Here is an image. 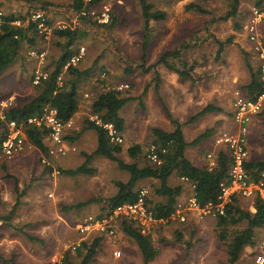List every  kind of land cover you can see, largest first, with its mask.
<instances>
[{"label":"rangeland","instance_id":"rangeland-1","mask_svg":"<svg viewBox=\"0 0 264 264\" xmlns=\"http://www.w3.org/2000/svg\"><path fill=\"white\" fill-rule=\"evenodd\" d=\"M147 1L155 10L165 11L167 18L164 21H150L144 65V22L140 4L136 0H99L88 8L100 14L107 6L111 14L109 24H101L92 17L80 19L68 8L73 0H0V12L3 15H18L16 17L34 11L44 3L62 5L60 9L48 6L50 10L55 9L50 13L55 20L53 27L65 26L75 30L76 26L79 33L71 50L76 52L80 47L86 49L79 66L85 67L82 71L91 72L82 76L77 83L82 117H77L74 128L65 135L68 145V141H71L68 138L80 133L78 144L82 140V146L68 145L72 152H76L71 156L68 168L74 169L85 160L79 157V151H89L95 147L90 140L91 137L97 138L96 133L93 129L91 132L89 129L85 132L84 129L85 120L89 118L90 121L95 116L92 110L94 100L103 92L99 80L101 72H106L109 82L115 87L122 84L128 86L121 91L123 97L130 98L121 110L127 121L123 135L124 150L134 145H140L143 149L136 160L126 151L118 157L126 163L135 162L143 166L151 163L148 153L154 142L152 128L166 122L153 90L156 84L155 70L165 67L160 65L145 72L143 65L147 69L156 64L166 49H181L179 58L198 71L196 83L204 89L201 93L205 103L219 105L226 110L230 108L231 92L250 77L247 64H251L254 69L257 67L253 65L255 55L245 45V40H249L245 27L255 9L251 0H240L238 15L228 20L221 18L230 10L229 0L202 3L207 14L185 11L183 4L186 0ZM57 10L63 11L62 14L54 15ZM258 30L264 37V19L259 23ZM45 38L47 36L38 39L34 46L23 43L20 55L0 73V104H8V107L0 105V115L10 107L24 106L37 95L38 85L33 83V73L40 64L34 61V54L46 53L44 63L47 62V72L54 69L62 55V44L67 39L60 40L55 34ZM230 38L234 43L227 47L224 59L218 57L216 40L226 41ZM179 60L175 62L181 68ZM73 78L64 69L62 84ZM186 84L190 86L189 82ZM188 85L183 87L186 92L190 90ZM5 129L4 123L0 122V140ZM87 143L90 145L85 147ZM249 147L254 158L264 160V96L262 111L253 118L250 126ZM28 155L21 160L0 164V218L7 217L15 204L20 202L10 224L0 220V264H63L67 252L72 263L79 264L81 257L77 255L76 249L83 242H92L97 237H102V241L90 264H144L135 241L120 229L123 220L109 218L108 214L101 213L104 201L117 192L115 182L127 181L129 178L116 162L97 157L89 166L95 171L93 175L66 177L58 174L59 166L53 165L49 156L42 157L36 147ZM51 166L57 171L53 172L52 181L46 170ZM170 184H179L177 175L172 176ZM154 186H158L157 181L146 180L139 182L137 189H145L153 202L161 201L162 198L154 194ZM96 199L104 201L80 206ZM253 203L254 198L239 199L240 208L249 212L255 210ZM184 211L185 222L171 219L150 235L158 254L149 264H227V243L234 232L244 229L246 224L228 226L224 230L217 226V215L201 217L194 211ZM94 220L103 223V229L91 226ZM111 229L113 235L109 233ZM221 235H226L225 239L228 240H221ZM256 239V247H247L236 264H257L256 257L263 255L261 245L264 231L259 230Z\"/></svg>","mask_w":264,"mask_h":264},{"label":"trees","instance_id":"trees-1","mask_svg":"<svg viewBox=\"0 0 264 264\" xmlns=\"http://www.w3.org/2000/svg\"><path fill=\"white\" fill-rule=\"evenodd\" d=\"M99 0L93 1L92 5ZM141 7V17L144 22V44L142 62L146 63V49L149 40V26L150 21H164L167 18V13L162 10H155L153 5L147 0H136ZM197 2H191L186 4L185 11H195L201 14H207V10L202 7V3L210 0H196ZM255 9H264V0H251ZM49 4L44 3L42 8L47 9ZM54 6V5H52ZM240 6V0H229V11L221 18V20H228L238 15ZM58 7H62L59 5ZM85 7L84 0H73L68 8L73 12H81ZM16 18L15 15H3L0 23V73H2L12 62L16 60L19 55V51L22 49L23 43L26 41L29 46L36 45V40L33 38L37 34L33 30L34 26L18 28L11 24ZM240 28V27H238ZM29 31H34L32 37H29ZM60 40L67 39L65 44H62V55L56 62L54 69L47 74V79L37 86L38 92L35 98L25 104L22 107H10L5 110V114L8 119L24 120L28 117L39 114L46 106H50L57 110L58 118L64 123L69 122L78 111V90L77 83L82 76L89 74V71H80L76 66H70L66 70L68 76L74 77L69 81H65L62 86H59L61 75L64 71V66L75 54L71 50L74 42L77 39L78 30L56 29L53 32ZM232 39L226 41L216 40L219 50L218 57L221 56L224 47L227 44L232 43ZM181 49H175L164 52L159 61L150 66V68L142 69L148 72L151 69H156L160 64L171 71L176 72L182 78H192L191 71L194 70V66H188L183 62L181 57ZM180 59V60H179ZM173 60H179L182 67H177V64ZM247 67L251 74V81L245 85L243 89L247 93L249 99L256 101L260 97L264 96V80L261 79L259 67L257 71L253 69L251 64H247ZM158 72H155V81L157 82L155 90L158 93ZM130 101V98L123 97L122 92L111 88L103 91L99 94L97 99L92 104V110L94 115L104 124H112L114 128L121 134L124 130L125 120L121 116V110ZM215 108L207 107L201 113L193 118L213 111ZM172 123L176 126L173 132H166L160 128H153L152 133L155 140L152 144L156 148L160 164L146 163L143 166L137 163H125L118 155L122 153V146L120 144H113L110 142L106 130L97 125L95 122L87 121L85 128L95 130L97 134V148L92 154L83 153L85 163L76 170H63L60 169L59 173L65 176H76L78 174L93 175L95 171L90 169L89 165L96 156L104 157L108 160L117 163L120 170L126 172L129 175L127 181H117L115 186L117 192L114 196L104 200H91L88 203L103 202L102 215L111 213L115 208L124 203H134L138 200L140 189H137L138 183L146 180H155L158 182V186H154V194L161 197L162 200L153 202L147 196V202L149 203L155 217L157 219H170L176 211L178 198L182 192V186H170L168 181L173 175H177L179 179L189 181L194 187V197L197 203L201 207H205L209 204L216 206L220 203V186L223 182L228 180L229 167L231 159L229 151L221 150L217 154L218 166L210 170L208 167L200 168L194 165L185 154L187 143L183 137L181 125L171 118ZM1 122V121H0ZM3 123V122H1ZM5 125V124H4ZM5 131V130H4ZM27 135L29 140L41 151H46V148L42 142V131L35 128H28ZM45 133V132H44ZM4 135V132H3ZM2 135V138H3ZM206 135L199 137V140ZM1 138V139H2ZM72 141L75 138H70ZM143 153L142 146L134 145L128 149V155L136 160L139 155ZM264 168V160L252 161L248 163V169L256 171L257 169ZM51 170L52 168H48ZM240 197L234 196L226 206V213L224 216H218L217 226L224 228L228 226H237L243 222L246 227L242 230H237L229 239L226 252H227V264H236L240 259L247 247H256V238L259 230L264 231V201L259 197L254 198V212L241 209L239 206ZM20 202H17L12 211L7 217L0 218L7 224H10L12 216L16 213ZM87 205V203L80 206ZM121 231L130 239L134 240L137 244L142 257L143 263L149 264L158 254V250L152 245V238L150 236L142 235L139 230L126 220L120 223ZM226 235H221L220 239H225ZM102 237L95 238L92 242H83L81 246L76 249V253L81 257L79 264H90L95 257ZM85 251V254H84ZM259 253V252H258ZM264 255V250H263ZM63 264H73L71 256L67 252L64 255Z\"/></svg>","mask_w":264,"mask_h":264},{"label":"built area","instance_id":"built-area-1","mask_svg":"<svg viewBox=\"0 0 264 264\" xmlns=\"http://www.w3.org/2000/svg\"><path fill=\"white\" fill-rule=\"evenodd\" d=\"M84 1L91 4L93 0ZM78 15L82 18L92 17L101 24H109L111 19L110 9L107 6H104L100 14L92 9H83ZM2 16L3 14L0 12V23ZM263 19L264 9H254L252 18L245 27L249 42L252 45V53L259 62L258 67L262 80H264V37L259 33L258 25ZM11 24L18 28L34 26L33 30H35L40 37L50 35L55 29L53 25L50 24L47 12L43 8H37L22 17H16ZM56 29H64V26H59ZM85 52V48H80L67 62L64 69L67 70L72 65L76 66L85 55ZM103 75H105V73ZM47 77V74L37 72L34 76L33 83L39 85L42 80L47 79ZM111 88L121 92L126 90L128 86L122 84L117 87H108V90ZM262 98L263 96L254 101L242 96L238 92L232 109V118L236 126V131L233 134L224 132L220 134L216 140L218 145H224L228 148L231 159L228 180L223 182L220 186L221 195L218 205L213 206L209 204L205 207H201L193 195V198H191L186 205L178 204L176 206V211L170 219H157L147 202V191L142 189L139 192V197L136 202L124 203L118 206L111 213H108L109 218L115 217L126 220L132 223L142 235L150 236L158 226L169 222L171 219L177 218L185 222V209L194 211L201 217L208 215L224 216L226 213V206L234 196L240 198L259 197L264 201V168L260 170L257 169L256 171L248 169V135L253 118L262 111ZM6 107H8V104H6ZM0 121L6 126L3 138L0 141V161H11L26 150L29 146L26 140L28 128H35L45 132L56 146V153L60 155H66L67 153V149L64 146L65 135L72 121L70 120L67 123L61 121L58 118L57 110L50 106L44 107L39 114L24 120L8 119L4 110L0 115ZM91 121L106 130L111 143L120 145L123 143V137L112 124H104L96 115L91 118ZM155 150L156 148L154 146L149 149L148 158L151 163L160 164L159 157ZM207 159L210 161L208 164L210 170L218 166V162L213 159L212 154H208ZM95 221L96 220L90 225L99 226L100 229H103L101 225L103 223L99 220L97 222ZM88 228L89 227L86 229ZM82 231H84L83 228ZM109 233L113 235V229L109 230ZM261 247L264 249V242H262ZM256 258L257 264H264V255L257 256Z\"/></svg>","mask_w":264,"mask_h":264},{"label":"crops","instance_id":"crops-1","mask_svg":"<svg viewBox=\"0 0 264 264\" xmlns=\"http://www.w3.org/2000/svg\"><path fill=\"white\" fill-rule=\"evenodd\" d=\"M178 1H182V0H178ZM191 2H197V1L196 0H186L184 2V4H183L184 7H185L186 4H189ZM84 3H85V7L83 9H88L91 6H93L94 4H96L97 2L94 3L93 5H92L93 1H92L91 4L86 3L85 1H84ZM52 5H54V4H51V5L49 4L48 6L54 7V8L57 7L58 9L63 7L62 5H61L62 7H58L59 5H54V6H52ZM48 6H47V9H46V12H47V15L49 17V22L52 25L55 22V20L53 19L54 16L52 17L51 16L52 14H50V13H52L55 9L54 10H50ZM38 8H42V7H38ZM239 10H240V8H239ZM62 12L63 11L57 10V11L54 12L55 13L54 15L62 14ZM78 13H80V12H73V14H75L77 17H79ZM251 13H253V11ZM15 16H18V15H15ZM251 17H252V15L250 16L249 21L251 20ZM79 18L80 19H84V20L86 19V18H82V17H79ZM76 24L79 25L78 23H76ZM27 27L28 26H24V29H27ZM64 29H67V28L64 26ZM71 29H73V28H71ZM75 29H77L76 26H75ZM54 30H56V28ZM54 30L45 39H48L52 35H54V33H53ZM33 33H34V31H29L28 36L32 37L33 35L31 36V34H33ZM33 38H35L36 41H37L38 39H40L42 37H40L38 34H36L35 36H33ZM62 40H64V39H62ZM224 41L225 40H223V42ZM245 42H246L245 45L247 47H249V49L251 50L250 52H252V45L249 42V40H245ZM24 43H27V42L25 41ZM233 43H234V40L232 41V43L227 44L224 47L223 52L221 53V56H222L221 58L224 59V55H225V51H226L227 47L229 45L233 44ZM80 48H82V47H80ZM78 50L75 52V54L78 52ZM218 50H219V48H218ZM85 51H86V49H85ZM166 51H171V49L164 50L160 55H162ZM20 52H21V50L19 51V55H20ZM32 55H33V53H31V56ZM45 55H46V53L38 52L37 54L33 55L34 57L32 56L35 59L34 61L38 62L40 64L39 69L38 70H34L33 80H34V76L36 75L37 72L48 74V72H47L48 68L46 66L47 62L44 63L45 59H46ZM85 55L83 56L81 61L77 64V67L83 61ZM142 55H143V53H142ZM146 58H147V54H146ZM255 58L253 60L254 64H253V62H251V63L254 65V67L256 65L258 67L259 62H258L257 58L256 59ZM159 59H158V61H159ZM160 65H163V64H160ZM160 65H158V66H160ZM163 66L165 67V65H163ZM177 67H179L178 64H177ZM257 67L255 68L256 71H257ZM82 68H85V67L82 66V65L78 67V69L80 71H82ZM88 71H89V74H90L91 70H88ZM155 72H158V75H159L158 93L155 90V87H156L157 84L154 85L153 90H154V94L156 95V98L158 100L159 109L160 110L162 109L163 115L165 116V118L163 117V119H164V121L167 122V124H165L166 122H161V125L158 124V126L153 127V128H160V129H162V130H164L166 132H173L176 129V126L172 123V121H171V118H172L174 121L178 122L181 125V130H182V133H183V137L185 139V142L187 143L185 154H186V157L194 165H196L197 167H200V168L208 167V164L210 162L209 159H207V155L208 154H212L213 159L218 162L217 154L219 153V151H221V150H227L228 151V148L226 146H224V145H218L216 143L217 138L219 137L220 134H222L224 132L233 134L236 131V126H235L233 118H232V109H233L234 100L236 98V94L239 92L242 96H244L246 98H249L247 96V93L243 89V87L245 85L249 84L250 81H251V74H250L249 69H248V72L250 74V77H249L248 81L245 82L244 84H241L240 86H237V88H235V90L233 92H231L230 96L232 97L231 98L232 100L230 102L231 104H230V108H228V110H226L225 108H223V107H221L219 105H215V104H212V103L211 104L205 103V99L202 98V93H201L204 89L202 87L198 86V84L196 83V77L195 76L198 74L197 70L194 69L193 71H191L190 75H191L192 78H182L176 72L171 71V70L167 69L166 67L164 69H160L158 67V69L155 70ZM155 72H154V74H155ZM104 73H105V75H103ZM154 77H155V75H154ZM99 80H100V82L102 84L103 91L108 90V87H115L114 84L109 82L106 72H103V73L101 72V77L99 78ZM187 82L190 83V86L188 84H186ZM155 83H157V82L155 81ZM62 85H63L62 81L60 80L59 81V86H62ZM184 85H188L190 90L186 92L185 89L183 88ZM6 104H7L6 102H4V103L2 102L0 105H3V107H4ZM79 105H80V103H79V97H78V111L73 116V118L71 119V121H72L71 123L72 124L66 130V133H69V131L72 128H74L75 121H76L77 117L81 116V113L79 112ZM207 107H213L215 109L213 111L207 112V113L197 117L195 120H193V118L195 116H197L199 113H201ZM223 114H225V115H223ZM121 116L125 120L124 130L120 134L123 137V143L121 144V146H122L124 144V142H125V138H124L125 136H123V135H124V132L126 130V122L127 121H126L125 117L122 114H121ZM88 119L89 118H87L85 120V124L88 121ZM75 129H78V128L75 127ZM84 130H85V132L88 131L87 128H85ZM89 130H90V132L92 131V129H89ZM93 131L95 132V130H93ZM42 134H43L42 135V142H43V144H44V146L46 148V151H41L39 148H37L29 140L28 135H26V140H27L29 146L26 148L25 151H23L20 155L16 156L13 160L15 161V160L20 159V158L22 159V158L29 157L30 155H28V153L30 151H33V148L36 147L39 150L40 155L42 157L45 156V155L49 156V158L51 160V163L53 165H55V166L58 165L59 166V170L60 169H63V170H76L77 168L81 167L85 163V160H84V161L81 162V164H79L74 169L73 168H68L70 166V164H71V161H72L71 156L76 153V152H72L69 146H74L76 144H77V147L82 146V140H81V143L78 144V140L81 137L80 133H77V136L73 137V138H75L73 141L70 138H68V139L71 140V141H68V145L69 146L67 145L66 141L64 142V146L67 149V153L66 154L69 153L67 155V157H64L66 155H60V154L56 153L55 152L56 146L52 143V141L50 140V138L47 136L46 133L42 132ZM87 134H88V132H87ZM202 135H206V136L199 140V137H201ZM89 137H91V136L89 135ZM91 139L92 140H90V143H93V146H95L94 149L93 150H89V151L88 150L79 151V153H78L79 157L84 158V156L82 155L83 153L92 154L96 150L97 145H95V144L97 143V138H95V137L92 138L91 137ZM154 140H155V137H154ZM90 143H87L85 145V147L89 146ZM129 148H131V147L128 146L127 149L124 150V147L122 146V153L124 151H126L128 153V149ZM248 150H249V162L261 161L259 159L254 158L255 156L253 155V153H251L252 149H250V147H249V135H248ZM97 157L102 158V159H106V158L101 157V156H96L93 160H95ZM13 160H11V161H13ZM93 160L91 161V163L93 162ZM7 163H10V161H4V160L0 161V164H7ZM48 168H46V170H47L48 174L51 175V181H52L53 172L55 173L57 171H55L53 166L50 167V168H52L51 170H49ZM90 169H92V168H90ZM57 173L59 174V172H57ZM78 175H83V174H78ZM78 175H76V176H78ZM54 176L57 177V175H54ZM62 176H65V175H62ZM76 176H66V177H76ZM171 178H172V176L169 178L168 183H169L170 186H173V185L170 184V179ZM176 186H182V192H181V195L178 198L177 205L178 204L179 205H186L187 202L191 198H193V195H194V187H193V185L187 180L179 179V184L176 185ZM86 203L90 204L88 202H86ZM173 218H175V217H173Z\"/></svg>","mask_w":264,"mask_h":264}]
</instances>
